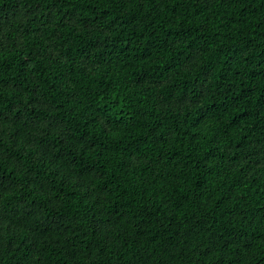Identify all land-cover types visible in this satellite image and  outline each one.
Wrapping results in <instances>:
<instances>
[{
    "label": "trees",
    "instance_id": "obj_1",
    "mask_svg": "<svg viewBox=\"0 0 264 264\" xmlns=\"http://www.w3.org/2000/svg\"><path fill=\"white\" fill-rule=\"evenodd\" d=\"M0 264H264V0H0Z\"/></svg>",
    "mask_w": 264,
    "mask_h": 264
}]
</instances>
